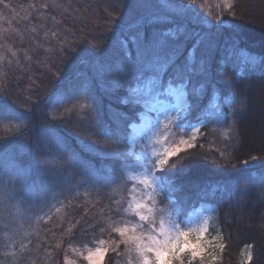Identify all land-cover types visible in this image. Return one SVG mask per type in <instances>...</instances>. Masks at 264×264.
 <instances>
[{"label":"snow or ice","instance_id":"1","mask_svg":"<svg viewBox=\"0 0 264 264\" xmlns=\"http://www.w3.org/2000/svg\"><path fill=\"white\" fill-rule=\"evenodd\" d=\"M43 7L63 8V5L53 2ZM234 7L233 3H226L212 13L205 12L197 0H119V18L113 20L115 26L111 37H104L101 41L93 36L87 41L89 47L83 54L67 38L59 43L64 68L58 70L53 91L47 97L33 101L29 96L21 104L19 98L0 91V121L6 120L9 124L13 120L31 121L32 114L37 113L46 120L39 126L41 134L37 135L34 145L24 136L27 125L21 127L18 124L12 137L0 138V221L5 227H9L14 211H21V205L26 210L33 202L47 199L55 187L44 181L30 184L29 170L8 163L15 158V145L23 144L29 154L35 151L39 155V170L50 181L70 174L76 180V187L107 193L126 187L129 182L130 178L125 176L128 167L124 163L127 159L125 131L134 120L144 118L147 133H153V129L159 131L162 126L164 133H168L163 141H154L159 150L152 153L154 159L148 173L141 178H131L137 179L133 192L140 185L146 191L139 198L133 195L127 208L119 201L111 202L108 197L110 203L106 208L111 215L106 216L105 209L101 208L99 217H92L93 224L77 223L81 228L107 225L111 232L118 234L120 239L112 250L117 252L123 245L124 250L117 255L122 260L128 258L125 264H213L217 257L212 255L215 251L212 240H223V236L207 239V219L198 220L196 227H192L191 222L182 226L186 215L181 195L183 186L176 183L175 176L207 159L195 149L198 134L209 124L239 129L250 111L259 106L264 126V77L259 81L251 75L245 77L243 67L229 74V45L235 47L236 40L232 30L225 27L224 13L231 12L235 16ZM225 34H228L227 39ZM68 35H73L71 30ZM51 36L57 37L58 33L52 31ZM130 43L135 48L134 55ZM242 55V64L249 66L252 72L256 69L264 72V54ZM93 82L103 83L105 95L114 101L107 105L106 111L92 94ZM145 86L151 103L143 101L140 95ZM66 89L73 93L86 92L90 101L81 105L90 110L88 131L69 127V131L79 138V151L73 150L58 133L60 125L70 126L77 119V114L70 109L58 113L56 93ZM205 93H211L213 101L199 109L193 123L194 106ZM221 93L231 97L223 105L218 103ZM141 103L148 112L156 113L155 121L146 119L140 109ZM26 105L28 111L20 112L19 108ZM78 122L84 124L83 120ZM173 125L185 132L191 129V135L177 140L176 133L169 132ZM239 135L243 141L242 129ZM220 155L223 157L224 154L221 152ZM211 163L223 168L230 161L221 165L220 160L213 158ZM242 163L255 183H246L237 191L247 195L250 188H255L256 198L264 201V152L260 156H250ZM63 182L68 183L66 179ZM215 190L214 187L212 192L205 191L203 195H214ZM161 192L175 197L170 199L171 208L166 217L156 208V196ZM51 195L56 193L51 192ZM211 210L215 211L214 208ZM125 213L131 214L132 219H125ZM261 219L264 220V214ZM109 220L111 224H108ZM104 244L105 241L101 240L94 250H88L85 257L88 264H102L108 252ZM261 247H264V241ZM218 248L223 251L225 245L220 243ZM208 256L211 259H207ZM248 261H252L251 254Z\"/></svg>","mask_w":264,"mask_h":264},{"label":"rangeland","instance_id":"2","mask_svg":"<svg viewBox=\"0 0 264 264\" xmlns=\"http://www.w3.org/2000/svg\"><path fill=\"white\" fill-rule=\"evenodd\" d=\"M39 1L41 2V0ZM50 1L51 4H53V1ZM60 1L63 3V8L52 7L50 11H53L56 15H53L52 12H48L47 16L50 21H56V24L55 22H53V24L52 22H48L47 25L50 27L49 29L58 33L57 37H52L51 32L48 36L43 34L35 35V33L33 35L26 29L22 30L24 24H22L18 16L6 14L5 12L0 13V91H7L12 94L14 98H19L21 104H23L24 100L29 96L32 97L33 101H36L38 97H47L51 87H54L59 71H63L64 68V56L60 55L58 51L61 41L65 38L71 40L73 47H77L78 50L81 51V54H83L89 47L87 41L91 40L93 36L103 41L104 37H111L113 35L112 29L115 26L113 20L119 18L117 11L119 0ZM40 2H38V4ZM59 2L55 3L60 4ZM235 2L236 0H197V4L202 5L205 12L212 13L219 11L220 7H223L226 3L235 4ZM218 5L220 7H218ZM73 9L76 10V13L78 10L82 11L79 22L80 20L82 21V23H80L83 29L79 33L71 31L73 35L69 36V29L65 27L66 25L62 17H65L67 13ZM29 10H31V7L27 10L26 5H23L20 11L25 12ZM71 12L74 13V11ZM259 12V10H256L255 13ZM104 13L108 18L104 21L99 20L98 15ZM228 13L229 12L226 11L224 15L226 16ZM68 16H70V14L66 17ZM53 17L55 19H53ZM226 18L231 19L232 17L226 16ZM245 19H248L250 24H262L264 26V19L256 20L248 16L247 18L245 17ZM225 22H227V19ZM12 53H16V55L13 56ZM10 86L13 87L14 90L9 91L8 88ZM100 87L104 90L103 83H100ZM140 95L143 101L151 103V97L147 92L146 86L141 88ZM56 96L57 99H59L58 113L64 112L65 109H70L72 113L77 114V119H85L88 108L81 107V105H87L90 102L87 93L76 95L67 100H65L61 94L56 93ZM94 96L97 98L96 94H94ZM61 97L62 99H60ZM218 103L220 102L218 101ZM141 106L146 119L155 121L157 118L156 113L148 112L147 109L144 108L143 103H141ZM28 108L29 106L26 105L20 107L19 111L27 112ZM39 115L38 113L32 114L31 121L23 119L21 121L13 120L11 124H9L8 121L0 123V138L12 137L15 134V127L18 124L21 127L27 125L24 127V136L27 138L28 143L34 145L37 142V135L41 134L39 126L43 124L41 121L38 122L36 120V117L39 118ZM161 120H163L162 117ZM166 123L165 121L164 124ZM6 125L8 126L6 127ZM260 125L262 129L260 133L262 132L261 135L263 136L264 126H262V124ZM63 129H65V133L60 131L59 128L58 133L66 139V142H72L69 128ZM86 130L88 131V129ZM169 132L176 133L175 138L177 140L182 136L187 138V135H191V129H187L185 132L175 125L169 129ZM146 133V121L144 118L133 123L132 131L128 137V148L126 150L127 159L124 162L128 165L125 169V176L130 178L126 187L118 188L115 191L109 190L107 193H100L82 186V188L78 189L73 195L69 193L68 187H64L62 192H55V196L51 195L49 198L41 200L40 202H33V206L36 205L35 208H37V210L34 209V212H31L30 215L36 226L35 232L37 241L33 246L32 254L34 256L35 251L37 257L35 256L36 258L34 260H30L32 264H88V261L85 259L88 250H94L101 240L105 241L103 246L108 248V252L103 257L102 261V264L106 263L108 253L112 251L116 242L120 239L118 234L111 232L107 225L94 228H81L77 222L86 221L87 224H93L92 217H99L101 208L105 209L106 216L111 215L106 208V205L110 203L108 197H111V202L119 201L124 208H127L128 202L131 201L133 195L137 198L143 195L144 191H146L143 185L136 187L135 192L132 191L133 185L137 184V179L131 178H141L144 174L148 173V170L151 168V162L154 159L152 153L159 150V146L155 145L154 141L157 139L163 141L168 135V133H164L163 126L159 131L153 129L155 135H153V133ZM225 133L227 134V131H225ZM199 135L200 134H198V137ZM262 143H264V141H262ZM14 147L15 158L8 163L33 172L35 169L34 166L37 163L34 154L35 151L29 154L28 149L23 144H18ZM71 148L73 149L72 146ZM29 183H35L33 178L30 177ZM160 195L161 193L156 196V208L161 211V215L166 217L167 210L171 208V204L168 201H161ZM68 196L71 197L67 198ZM76 211L77 214L74 213ZM25 215L27 214L24 212L23 205H21V211H14L13 217L10 218V222L12 223L15 218H18L19 223H21ZM74 215H77V217ZM124 218L132 219L129 213H125ZM114 219L118 218L114 217ZM205 219L208 220L207 239L212 240L213 237L221 235L219 231L212 230L214 214L210 208H200L196 210L189 218L183 220L182 226H188L191 222V226L196 227V222L198 220L202 222ZM135 220L138 221V218H135ZM111 223L112 221L109 220L108 224ZM10 226L11 225H9V227ZM76 231L79 232L77 233ZM74 232L76 233L75 235H73ZM26 236L25 233L24 237L26 238ZM2 238L10 240L8 248L13 252L18 251V253L23 249L25 244L28 245L30 243H26L25 239L15 238L11 234V231L4 232ZM220 243H222V240H212V246L215 249L212 255L217 257L213 264L221 257L222 251L218 248V244ZM123 250V245H121L117 252H122ZM16 257L19 259L18 254ZM16 257H13V259L16 260ZM127 259L128 258L122 260L119 257L117 263L125 264ZM207 259H211V256H208Z\"/></svg>","mask_w":264,"mask_h":264},{"label":"trees","instance_id":"3","mask_svg":"<svg viewBox=\"0 0 264 264\" xmlns=\"http://www.w3.org/2000/svg\"><path fill=\"white\" fill-rule=\"evenodd\" d=\"M52 1L59 2L60 0ZM38 2L40 1L0 0V13L5 12L6 14L18 16L22 24H24L22 30L26 29L33 35L34 33L35 35H44L45 32H48L50 35L52 30L49 29L50 27H48L47 23L52 22L53 24V22H55L56 24V21H50L47 16L48 12H52L53 15L55 13L50 11L52 7L44 8L43 5L51 4V1L41 0L39 4ZM59 3L63 5L61 1ZM23 5H26L27 10L31 7V10H29L30 12H21L20 10ZM234 6L236 15L233 16L231 12H229L226 16H231L232 18H226L227 22H225V27L232 30L233 39L236 40L235 47L229 45L231 49L228 65L229 74L232 75L243 67L245 69V77L251 75L256 81H259L261 77H264V72H261L260 69H256L255 72H252L249 66L242 64L244 58L242 53L256 56L264 54L263 25L250 24L249 20L245 19L247 16L256 20L264 19V0H236ZM74 9L67 13V15L70 14V16L66 17V15L62 18L67 29L74 33H79L83 29L81 26L82 21L80 20L81 23L79 22L82 11L78 10L76 13ZM256 10L260 12L255 13ZM71 11H74V13ZM107 18L105 13L98 15L99 20L104 21ZM227 38L228 34H225V39ZM129 48L134 55L135 48L131 43L129 44ZM106 79H110V77H106ZM220 83L225 84V81H221ZM8 90L12 91L14 88L10 86ZM91 90L93 95H97L96 99L105 111L109 103H114L112 97L105 95L99 82H93L91 84ZM52 91L53 87H51L47 95L52 93ZM227 91V87L225 86V92ZM83 93L86 92L73 93L70 89L57 92V94H61L65 100ZM230 98V96L221 93L218 101L224 104L225 101ZM212 101L213 96L211 93L202 94L198 98V102L194 106L192 113L193 123H195L194 118L198 114L199 109L201 107H206L208 104L212 103ZM140 109H142L141 105ZM89 114L90 110L88 109L85 119H74L70 126L63 124L62 127H77L81 131L87 132V117ZM261 116L262 113L259 106H257L244 118L239 129L230 127L229 125H218L214 123L209 124L207 128H202L195 151L201 156H207V159H202L199 164L192 166L186 173H177L175 176L176 183L183 186L181 195L183 196L186 209V215L183 220L189 218L192 213L200 208L215 209V211L211 210L214 214L212 230L221 233L223 236L222 243L225 245V248L221 252V257L214 264H264V247H261V242L264 241V220L261 219V215L264 214V201L256 198L257 190L255 188H250L247 195L237 191L238 189H242L246 183H255V181L250 179V172L245 168L242 162L249 159L250 156H260L261 153L264 152V143H262V141H264V135L262 136V132L260 133V131H262L260 127V124H262ZM40 118L44 117L39 115V118L36 117V120L45 124L46 120ZM79 120H83L84 124H80L78 122ZM138 121L134 120L131 126L125 131V151L128 148V137L132 131V125L134 122ZM2 122L4 121H0V123ZM62 127L60 125L59 130L65 133V129ZM241 129L245 137L243 141L240 139L239 135ZM225 131H227V134ZM70 134L71 137H68H70L72 142H67L68 145L70 146L71 144L73 150L79 151L80 145L78 137H75L72 133ZM221 152L224 154L223 157L220 155ZM34 154L37 163L34 166L35 169L33 172L30 171V177L33 178L36 184H40L42 181L54 184L55 187L51 189V192H62L64 187H68V191L71 195L82 188L75 186L76 180L72 179L70 174H65L62 178L50 181L48 177H45L40 172L38 165L40 158L36 152H34ZM213 158L220 160L221 165L225 164V161H230V163L222 168L211 163ZM65 179L68 181L67 184L63 182ZM214 187L216 189L214 195H209L207 197L203 195L205 191L212 192ZM51 192L47 198L51 196ZM70 197L71 196H68L67 198ZM160 198L161 201L170 202V199H174L175 197H170L168 194L161 192ZM35 206H33V204L28 205L25 210V206L23 205L24 212L27 215L23 216L21 223H19L18 218H15L12 223H9L11 226L5 229L3 222H0V264H32L30 260H34L37 257L35 251L34 256L32 254L37 237L35 232L36 226L30 215L31 212H34V209L37 210ZM74 213L77 214V211ZM74 216L77 217V215ZM9 231H11V234L15 238L25 239L26 243H30L28 245L25 244L19 253L18 251H11L8 248L10 240L2 238L3 233ZM25 233L27 235L26 238L24 237ZM75 234L74 232L73 235ZM250 245L253 247H248ZM17 254L19 259L16 257ZM249 254L252 255V261L250 262L248 261ZM13 257H16V260H14ZM118 258L119 255H117V252H113L112 250L108 253L105 264H118Z\"/></svg>","mask_w":264,"mask_h":264},{"label":"bare ground","instance_id":"4","mask_svg":"<svg viewBox=\"0 0 264 264\" xmlns=\"http://www.w3.org/2000/svg\"><path fill=\"white\" fill-rule=\"evenodd\" d=\"M263 28H264V26H263Z\"/></svg>","mask_w":264,"mask_h":264}]
</instances>
